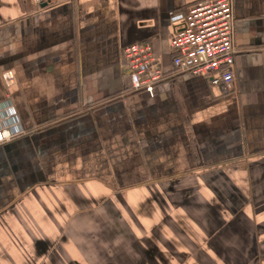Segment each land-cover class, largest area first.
Listing matches in <instances>:
<instances>
[{
  "label": "crops",
  "instance_id": "crops-1",
  "mask_svg": "<svg viewBox=\"0 0 264 264\" xmlns=\"http://www.w3.org/2000/svg\"><path fill=\"white\" fill-rule=\"evenodd\" d=\"M197 1L0 0V102L28 131L0 145V264H264V0H233L226 89L172 74ZM137 42L172 74L152 92Z\"/></svg>",
  "mask_w": 264,
  "mask_h": 264
},
{
  "label": "built area",
  "instance_id": "built-area-1",
  "mask_svg": "<svg viewBox=\"0 0 264 264\" xmlns=\"http://www.w3.org/2000/svg\"><path fill=\"white\" fill-rule=\"evenodd\" d=\"M233 0H198L191 5L172 39L175 54L172 73L205 75L214 84L226 89L233 82L232 64L238 52L235 43ZM264 56V47L261 48ZM125 72L131 79V91L152 92L155 85L171 77L157 64L150 42H137L124 48ZM8 71L7 84L14 82ZM21 125L12 98L0 102V145L28 131Z\"/></svg>",
  "mask_w": 264,
  "mask_h": 264
},
{
  "label": "rangeland",
  "instance_id": "rangeland-1",
  "mask_svg": "<svg viewBox=\"0 0 264 264\" xmlns=\"http://www.w3.org/2000/svg\"><path fill=\"white\" fill-rule=\"evenodd\" d=\"M147 245H149V247H148V249H152V247H154L155 246V242L154 241H152V242H150V243H147ZM231 245V244H230ZM167 255H169L170 257L169 258H167V259H165V261L167 262H164V264H173V260H174V263L175 264H180L181 263V261L180 260H178V259H174V258H172L171 257V255L173 254V253H171V252H169V253H166ZM219 260V259H218ZM229 260H231L232 262L234 261V259H229ZM148 261L150 262L151 260L150 259H148ZM213 261H215L214 259H213ZM252 261V260H251ZM155 261L153 260V263H154ZM207 262H208V264H214V263H212L209 259H207ZM252 263V262H251ZM152 264V263H151Z\"/></svg>",
  "mask_w": 264,
  "mask_h": 264
}]
</instances>
